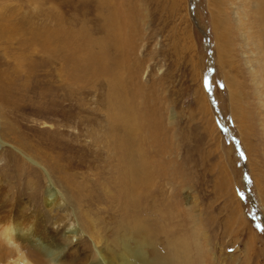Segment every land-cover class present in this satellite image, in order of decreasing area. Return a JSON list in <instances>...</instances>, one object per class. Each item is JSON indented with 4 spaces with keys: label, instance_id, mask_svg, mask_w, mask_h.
Returning <instances> with one entry per match:
<instances>
[{
    "label": "rangeland",
    "instance_id": "rangeland-1",
    "mask_svg": "<svg viewBox=\"0 0 264 264\" xmlns=\"http://www.w3.org/2000/svg\"><path fill=\"white\" fill-rule=\"evenodd\" d=\"M262 3L0 0V219L72 264H264Z\"/></svg>",
    "mask_w": 264,
    "mask_h": 264
},
{
    "label": "bare ground",
    "instance_id": "bare-ground-1",
    "mask_svg": "<svg viewBox=\"0 0 264 264\" xmlns=\"http://www.w3.org/2000/svg\"><path fill=\"white\" fill-rule=\"evenodd\" d=\"M100 56L102 57V59L100 60V63H103L105 59L103 58L102 55H100ZM94 57H96V56H94ZM91 59H93V58H91ZM98 61H99V59H98ZM97 66H98V64H97ZM129 115H131V114H129ZM125 117H128V113H126ZM127 122H129V121L127 120ZM54 200H55V198L53 199V201H51V204L53 203V204L57 205L56 201H54ZM2 218L3 219H0V237L3 238L4 241H6V242L7 241L8 242L9 241H15L16 243L18 242L19 245H21V247L16 246L15 247L16 250L0 252V264H72L69 262L68 258L61 260L58 257V256H61L60 248H59L58 244L55 242L54 238H50L48 236H45L43 234V232H38L37 229H35L33 227V225H36V223L33 224L34 222H29L26 220V218L24 220L23 217L21 218V217H17L14 215L10 216V217H9V215H6V217L4 216ZM38 225H41V224L39 223ZM132 229H135V230L130 233V236H129L130 239L143 238L144 237L145 241L151 242L150 240H148V237L144 236V233L148 234V232H147L148 229H146L144 226L138 225L137 227L132 228ZM29 236H30V238L37 237V239L35 238L36 240L31 241L30 243L21 244L19 242V240L26 239V237L29 238ZM126 236H127V234H126ZM43 241H45L47 243V246L42 244ZM0 243H2V242H0ZM118 244L120 247L121 240H119ZM137 245H142V244L137 243ZM182 245H184V244H182ZM170 246H171V248H173L172 253H173V257L176 260L177 264H188V263L190 264V262H189L190 259L188 260V258L186 257L187 255L183 257L185 259V263L183 262V259L181 260L182 257H180V255L178 254V250L181 249L180 247L175 248L176 245L173 244V242L170 243ZM124 252H125V254L130 253V250L128 248H124ZM124 252H123V255H124ZM168 255L169 254H166V253L162 254L160 252H157L156 250L154 252L153 259L151 258L149 260H141L140 258L138 259V258L132 257L131 255H128V257H126L127 261L124 260L123 264H170V262H171L170 259L172 260L173 258L169 257ZM115 256L117 258L118 255L115 254ZM57 258H59V259H57Z\"/></svg>",
    "mask_w": 264,
    "mask_h": 264
}]
</instances>
